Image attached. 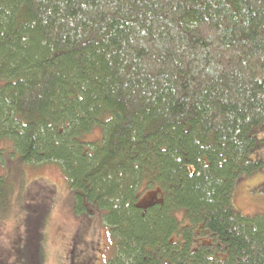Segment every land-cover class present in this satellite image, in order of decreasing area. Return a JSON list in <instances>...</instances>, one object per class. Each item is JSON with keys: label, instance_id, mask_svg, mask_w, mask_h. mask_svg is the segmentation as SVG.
<instances>
[{"label": "trees", "instance_id": "trees-1", "mask_svg": "<svg viewBox=\"0 0 264 264\" xmlns=\"http://www.w3.org/2000/svg\"><path fill=\"white\" fill-rule=\"evenodd\" d=\"M257 130L264 0H0V166L56 164L106 264H264V213L232 201Z\"/></svg>", "mask_w": 264, "mask_h": 264}, {"label": "rangeland", "instance_id": "rangeland-1", "mask_svg": "<svg viewBox=\"0 0 264 264\" xmlns=\"http://www.w3.org/2000/svg\"><path fill=\"white\" fill-rule=\"evenodd\" d=\"M253 136L259 144L249 159L263 165L234 188L233 207L243 215L264 213V192L251 193L252 187L264 186V130L255 131ZM5 154L1 152L0 156ZM17 167L8 158L0 166V177L5 178L0 179V261L15 264L19 242L25 238L30 241L31 236L41 238L39 264H73L79 255L89 256L91 264H106L115 252V238L109 235L98 214L75 215L73 199L60 168L56 164L20 165V170ZM25 218H32L30 228ZM29 255L30 264H34L32 253Z\"/></svg>", "mask_w": 264, "mask_h": 264}]
</instances>
